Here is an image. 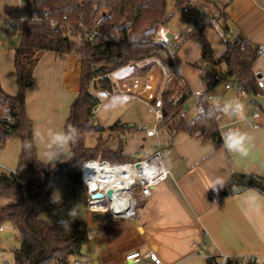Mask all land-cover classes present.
I'll return each instance as SVG.
<instances>
[{
  "label": "crops",
  "instance_id": "obj_1",
  "mask_svg": "<svg viewBox=\"0 0 264 264\" xmlns=\"http://www.w3.org/2000/svg\"><path fill=\"white\" fill-rule=\"evenodd\" d=\"M16 2L19 7L24 0ZM225 14L236 36L246 38L263 50L253 64V71L264 82V0H230ZM23 15H20V20ZM13 21L9 16L4 20L0 18V84L11 95L18 92L14 57L22 36V21L20 31L16 32ZM206 28L213 27L205 26L204 34ZM166 36L158 39L164 42L173 35L168 32ZM79 48L69 53L44 51L38 54L34 66L36 80L27 88L25 95L26 112L33 122V133L36 129L46 131L53 128L59 131L65 128L71 103L80 91L82 57ZM174 59L170 64L175 66L178 78L165 90H169L170 97L176 99L189 88L191 96L192 88L179 74ZM147 60L151 59L142 62ZM157 61L160 65L153 60L140 66H134L137 63L134 62L109 72L112 87L117 92L110 96L102 92L107 98L115 94L130 96L148 104L153 98H161V85L169 65L165 60ZM127 67L132 69L117 75ZM225 83L211 89L223 96L219 124L227 126L221 130V135L228 129L248 133L247 155L225 149L223 136V144L216 147L212 140H203L184 130L168 132L163 125L161 141L172 148L170 161L176 179L168 178L158 184L141 208L140 216L133 221L115 219L106 222L94 214L101 218L97 224V221H91V215L82 218L94 230V237L83 246L82 254L77 257L86 258L92 264H153L149 259L133 262L125 258L131 251L144 253L153 249L165 264H208V258L221 260L224 255L231 259L255 256V264H264V194L254 189L236 194H225L220 190V186L227 183L234 172L264 175V111L262 109L261 117L256 120L258 127L240 118L234 122L238 117L223 112L224 105L230 100L238 99L243 103L245 115L252 114L260 105L251 99H239L235 91L226 90ZM205 88L203 78L201 89ZM261 90L264 92V87ZM93 91L96 94L97 90ZM99 100L95 116L100 123L97 114L106 105L105 100ZM185 110L187 114L189 109ZM110 119H114L113 123L118 120L127 123L125 133L137 127L131 121L122 120L119 113H114ZM112 124L103 125L106 128L103 141L115 149L118 137L116 132L109 130ZM145 129V137L157 140L154 136H147ZM34 141L38 158L49 162L44 156V146L35 137ZM100 229L103 230L97 232Z\"/></svg>",
  "mask_w": 264,
  "mask_h": 264
},
{
  "label": "trees",
  "instance_id": "obj_2",
  "mask_svg": "<svg viewBox=\"0 0 264 264\" xmlns=\"http://www.w3.org/2000/svg\"><path fill=\"white\" fill-rule=\"evenodd\" d=\"M174 1L177 5H183L189 0ZM28 2L30 8L36 9L41 16L45 11L49 12V16L37 20L28 17L23 23L21 42L15 49L14 57L17 94L6 93L0 84V147L10 138L19 137V164L28 169L30 177L28 181L22 182L17 170H3L0 174V198L5 199L0 205V224L10 222L17 230L18 246L13 250L14 260L25 264H67L71 258L82 254L83 246L94 237V230L82 218L76 219L75 224L70 226L68 221L47 222L40 216L62 208V202L54 196L56 180L68 176L73 184H82L81 165L85 160L96 157L103 142L106 128L98 122L93 111L100 102L93 90L112 89L109 72L147 59L155 49H166L165 43L158 39V30L172 14L166 7L167 0ZM100 17L102 21L97 23ZM52 19L57 22L55 27L50 24ZM127 22L130 25L126 27ZM205 26L192 34L200 47V61L206 62L211 68V78H204L205 89L211 90L220 83L231 81L236 87L249 92L252 90L264 97L258 84V75L253 71V64L259 55L258 46L240 35L223 34L225 50L215 57L211 43L203 32ZM90 29L94 30L92 35L89 34ZM117 29L123 32L129 30L131 38L111 40V33ZM71 34L81 38L79 53L82 57V72L80 91L71 103L65 127L73 125L78 128L79 139L71 146L70 157L62 162L45 163L37 155L33 122L26 112V90L36 80L34 66L38 54L44 51L69 53ZM189 97V88L176 99L170 97L169 90L162 92L163 123L167 131L184 130L203 140H212L216 147L221 146L223 139L219 117L207 106L204 116L195 115L187 119L185 105ZM156 99L153 98L152 102ZM2 106L9 108V120L2 116ZM127 129L128 124L119 120L109 126L110 131L117 133L118 145L115 149L101 151L105 159L131 161L123 151V134ZM89 132L97 133L95 146L86 145L85 139ZM26 141L32 144L30 150L25 147ZM247 189L264 194V175L234 172L230 180L220 186L225 194H236ZM208 264H220V260L210 257ZM228 264H235V260L229 259Z\"/></svg>",
  "mask_w": 264,
  "mask_h": 264
},
{
  "label": "built area",
  "instance_id": "obj_3",
  "mask_svg": "<svg viewBox=\"0 0 264 264\" xmlns=\"http://www.w3.org/2000/svg\"><path fill=\"white\" fill-rule=\"evenodd\" d=\"M230 0H189L186 6L183 7L185 13L189 14L194 21V25L187 27L184 31L177 35L171 36L164 41L166 49H155L149 58H156L167 61L169 68L164 76L161 85L162 92L169 87V85L176 80L175 66L171 63L174 58L175 50L185 42L189 35L199 30L202 26H212L214 29L221 31L223 34L236 36L234 29L230 25L226 17L225 9ZM191 9L194 13H191ZM49 16V12L45 11L41 16L36 9L30 8L29 13L21 18L22 26L24 21L31 17L32 19H41ZM102 21V17L97 20V23ZM51 26L55 27L57 22L50 20ZM127 22L125 26H129ZM13 30V27H11ZM94 30L90 29L89 34H93ZM111 40L129 39L131 38L130 31L123 32L117 29L111 33ZM168 50V53L165 51ZM262 49L258 52L262 53ZM204 78L210 79L211 75L208 70H204ZM259 86L264 87V82L259 79ZM227 91L233 90L239 99H251L250 92L244 88L236 87L233 82L225 83ZM117 89L113 88L105 90L107 95L116 93ZM191 98L189 99V110H192L195 115L204 116L207 113V106L211 108L219 117L221 110L220 106L223 101V96L214 93L212 90L196 89L192 90ZM97 106L94 108L96 112ZM149 110L155 116V124L150 128L145 129L147 136H154L157 138V144L151 155L148 157L137 159L134 161H111L101 157L85 160L80 168L81 181L85 188L86 202L88 212L92 215L100 216L104 221L108 222L115 219H122L133 221L140 216L141 208L145 201L152 195L153 189L162 181L172 178L176 179V173L170 156L172 148L169 145L163 144L161 141L162 128L164 125V111L162 98L156 99L155 102L149 104ZM263 111L258 106L252 114L245 115L243 119L247 124L253 127H258L256 122L262 115ZM2 116L10 119L9 108L2 106ZM236 118L234 122H237ZM227 125L219 124L220 131ZM229 130V129H228ZM112 189V194L109 196L107 191ZM3 231V226L0 224V232ZM126 260L139 262L143 259H149L153 264H165L160 256L153 250L149 249L142 253L140 251H131L126 255ZM228 256H222L220 264H228ZM235 264H252L256 262L255 256L238 257ZM0 264H25L14 260L10 263L8 260H3ZM67 264H92V262L83 257H73Z\"/></svg>",
  "mask_w": 264,
  "mask_h": 264
},
{
  "label": "rangeland",
  "instance_id": "obj_4",
  "mask_svg": "<svg viewBox=\"0 0 264 264\" xmlns=\"http://www.w3.org/2000/svg\"><path fill=\"white\" fill-rule=\"evenodd\" d=\"M17 5V7H16ZM186 4L177 5L174 0H167L166 7L172 14L168 22L161 26L158 30V38L167 37V33L177 35L184 31L187 27L193 26L194 21L189 14L185 13L183 7ZM30 4L24 0L18 7L16 0H0V18L5 19L6 16L13 18L15 21V32L20 31V15L26 12ZM28 13V12H27ZM191 13L194 10L191 9ZM205 36L209 39L212 52L215 57L220 56L225 50V37L213 28L205 29ZM81 44V38L77 35H70L71 51H77ZM168 53V50L165 51ZM174 63L178 68L181 77L188 81L192 90L201 89L204 78V70L211 71L209 65L200 61V47L193 35H189L179 49L175 50ZM156 64L160 63L156 58L152 59ZM151 60L145 62H137L134 66H140L143 63L150 64ZM132 68L122 70L119 74H123ZM101 100H105V107L97 114L100 123L104 126L112 124L114 119H110L115 114H121L122 120H128L136 124V128L128 130L124 134L123 151L128 155L131 161L142 159L151 155L155 149L153 145L157 144L154 138H148L144 135V129L154 126L155 116L149 111V104L143 100H137L130 96H112L107 98L102 91L96 92ZM160 98V97H158ZM195 113L189 110L186 114L187 119H192ZM112 122V123H111ZM86 145L95 146L97 143V133L89 132L85 139ZM102 142L95 158L103 157L102 150L111 149ZM21 152V140L19 137L10 138L4 146L0 147V174L3 170H17L18 178L22 182L28 181L30 172L25 167L20 166L19 157ZM105 159V158H104ZM109 160V159H108ZM54 193L59 201L62 202V208L58 211L47 212L40 216L47 222L68 221L70 226L75 224V220L79 218L89 217L86 202L85 188L80 184H73L68 176H61L56 180ZM5 202L4 198H0V205ZM74 210V215L70 216V212ZM89 215V216H88ZM91 221H101V218L91 215ZM3 231L0 232V262L8 260L10 263L14 261V248L18 246L16 237L17 230L10 222L2 224Z\"/></svg>",
  "mask_w": 264,
  "mask_h": 264
},
{
  "label": "clouds",
  "instance_id": "obj_5",
  "mask_svg": "<svg viewBox=\"0 0 264 264\" xmlns=\"http://www.w3.org/2000/svg\"><path fill=\"white\" fill-rule=\"evenodd\" d=\"M223 112L231 116H235L243 120L245 118V106L238 99L230 100L224 105ZM33 136L44 146V156L50 163L62 162L71 156L70 148L76 144L79 139V129L73 125H67L62 130L48 128L46 131L36 129ZM224 139V148L229 152L247 155V142L250 140L248 133L240 129H229L222 133ZM25 147L29 150L32 147L30 141L25 142ZM74 215V210L70 213Z\"/></svg>",
  "mask_w": 264,
  "mask_h": 264
},
{
  "label": "water",
  "instance_id": "obj_6",
  "mask_svg": "<svg viewBox=\"0 0 264 264\" xmlns=\"http://www.w3.org/2000/svg\"><path fill=\"white\" fill-rule=\"evenodd\" d=\"M250 97H251V101L260 104V106L264 109V97L255 94L252 90H250ZM188 105L189 102L186 103L185 109L188 108ZM95 124H97V122ZM107 194L110 196L112 194V189H109L107 191Z\"/></svg>",
  "mask_w": 264,
  "mask_h": 264
}]
</instances>
